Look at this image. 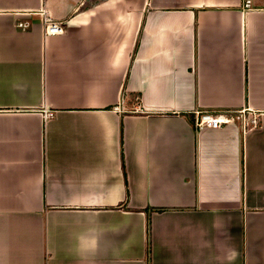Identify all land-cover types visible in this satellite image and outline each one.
I'll return each instance as SVG.
<instances>
[{
    "label": "crops",
    "instance_id": "obj_1",
    "mask_svg": "<svg viewBox=\"0 0 264 264\" xmlns=\"http://www.w3.org/2000/svg\"><path fill=\"white\" fill-rule=\"evenodd\" d=\"M245 1L0 0V264H264ZM242 109L258 125H195Z\"/></svg>",
    "mask_w": 264,
    "mask_h": 264
},
{
    "label": "built area",
    "instance_id": "obj_2",
    "mask_svg": "<svg viewBox=\"0 0 264 264\" xmlns=\"http://www.w3.org/2000/svg\"><path fill=\"white\" fill-rule=\"evenodd\" d=\"M249 7V0L245 1L244 8ZM42 16L41 21L43 24V33L44 35H51V34H61L63 32L62 27L60 24L52 19L49 15L46 14L45 11H40ZM17 26L25 29L29 26L27 21H19ZM135 110H139V106L137 105ZM234 115L228 116L225 113H210V112H203L200 113L199 111L196 112V120L195 125L197 128L203 127H211V128H220L223 125H226L233 120H238L241 122L243 129L247 127H254L258 125L259 119L253 113H250L247 109H242L239 111H235ZM249 114V115H248ZM51 112H44V117H50Z\"/></svg>",
    "mask_w": 264,
    "mask_h": 264
}]
</instances>
